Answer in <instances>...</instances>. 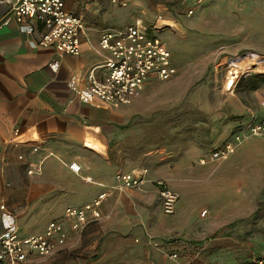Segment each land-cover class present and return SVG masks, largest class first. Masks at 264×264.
<instances>
[{
  "label": "crops",
  "instance_id": "1",
  "mask_svg": "<svg viewBox=\"0 0 264 264\" xmlns=\"http://www.w3.org/2000/svg\"><path fill=\"white\" fill-rule=\"evenodd\" d=\"M143 2L128 0L127 6H120L112 0H64L65 10L80 17L84 26L80 54L71 56L60 55L54 46L39 45L44 24L28 17L18 22L0 0V203L25 236L34 234L22 227L30 225L36 211L44 212L43 230L50 221L62 219L67 207H81L100 193L108 194L98 221L79 232L70 231L66 223L68 239L55 254H31L23 263L0 264H230L223 262L232 258L225 245L213 249L200 239H193V245L186 242L197 234L194 227L205 224L195 206L189 210L195 218H187L178 202L171 218L175 223L167 226L153 191L136 193L142 199L137 206L129 191L116 189V174L142 168L114 174L115 155L129 154L127 141L141 125L145 89L140 98L115 109L98 100L83 102L69 86L75 77L77 88L87 89L91 71L102 80L108 73L105 62L109 56L99 47L102 34L124 29L137 19L149 23ZM236 87L240 100L232 109L236 118L222 127L216 147L204 156L186 153L181 158H209L253 115L258 120L263 117L264 75L241 73L233 77L231 93ZM244 97L250 99L249 105L242 103ZM227 158L249 159L255 180L250 194L261 195L264 201V139H245ZM73 163L80 167L79 173L70 169ZM35 164L41 165V171L28 174ZM54 176L56 186L50 184ZM148 178L161 177L150 171ZM186 225L193 228L186 229ZM3 229L0 218V238ZM171 234L180 238L171 250L174 253L169 250L171 243L165 241ZM83 243L85 251H77ZM175 253L177 259L171 258ZM216 258L222 261H213Z\"/></svg>",
  "mask_w": 264,
  "mask_h": 264
},
{
  "label": "rangeland",
  "instance_id": "2",
  "mask_svg": "<svg viewBox=\"0 0 264 264\" xmlns=\"http://www.w3.org/2000/svg\"><path fill=\"white\" fill-rule=\"evenodd\" d=\"M143 5L149 21L146 24H156L160 28L158 37L171 49L177 75L168 81L152 80L145 88L141 125L127 141L129 154L115 155L114 174L147 167L151 175L161 177L154 179L164 180L179 195L178 202L187 218H195L189 212L195 206L205 224L199 228L185 226L197 233L188 237L192 239H187L188 245L195 244L193 239H200L213 249L225 245L232 258L223 262L230 264L264 258V201L261 195L250 194L255 180L251 178L249 159L201 163L202 158H181L186 153L207 155L216 147L222 127L233 123L236 116L232 109L240 101L238 87L233 93L228 87L233 77L241 73L264 75V0H145ZM189 8L194 13L187 17ZM158 16L163 20L157 22ZM241 101L250 103L246 97ZM51 181L56 186V177ZM116 189L129 191L137 206L142 205V199L136 193L153 191L155 205L161 206L150 182L124 190L117 184ZM175 214L162 211L168 219L167 226L175 223L171 219ZM43 217L44 212L36 211L28 221L30 225L22 230H42ZM170 236L165 241L171 243L173 248L169 250L173 252L180 238ZM84 246L83 243L77 251H85ZM217 260L220 259L213 261Z\"/></svg>",
  "mask_w": 264,
  "mask_h": 264
},
{
  "label": "built area",
  "instance_id": "3",
  "mask_svg": "<svg viewBox=\"0 0 264 264\" xmlns=\"http://www.w3.org/2000/svg\"><path fill=\"white\" fill-rule=\"evenodd\" d=\"M2 2L9 7L18 22L28 17L36 18L44 24L45 33L39 39V45L54 46L60 55L80 54L83 22L80 17L65 10L64 0H2ZM112 2L120 6L128 4V0ZM193 13L194 9L189 8L185 15L190 17ZM162 20V16L157 17V22ZM159 30L156 24L148 26L141 19H137L124 29L104 32L99 40V47L109 53L105 62L108 73L102 80H98L91 71L88 74L89 86L85 90L77 88L75 77H72L69 86L73 92L83 102L98 100L116 109L138 99L148 81L153 79L168 81L174 78L177 75V67L173 63L170 49L158 37ZM261 106L264 109V101L261 102ZM251 137L264 139V115L260 120L253 115L250 121L239 127L229 141L213 151L209 158H202L200 162L225 160L235 152L237 146ZM33 150L36 151L37 148ZM40 167V164L32 165L27 173L30 175L39 173ZM70 169L75 173L80 171V167L74 163L70 165ZM147 174L148 169L141 168L118 173L115 179L121 190L137 189L148 182L152 183L160 198L162 211L168 215L174 214L179 195L169 189L164 180H150ZM106 197L107 193L103 192L81 207H67L62 220H52L41 232L25 236L19 233L14 219L7 213L5 205L0 203V218L4 221L0 238V263H23L31 254L40 256L55 254L68 239L66 223L70 231L79 232L98 221L101 218L100 208ZM171 258H177V255L172 254ZM246 264H264V258Z\"/></svg>",
  "mask_w": 264,
  "mask_h": 264
}]
</instances>
